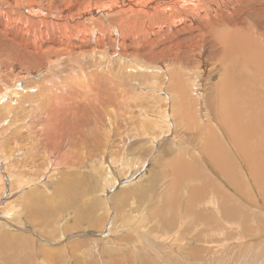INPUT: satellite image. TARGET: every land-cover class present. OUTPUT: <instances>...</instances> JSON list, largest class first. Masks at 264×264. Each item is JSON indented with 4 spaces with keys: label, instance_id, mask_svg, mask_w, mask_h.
<instances>
[{
    "label": "rangeland",
    "instance_id": "rangeland-1",
    "mask_svg": "<svg viewBox=\"0 0 264 264\" xmlns=\"http://www.w3.org/2000/svg\"><path fill=\"white\" fill-rule=\"evenodd\" d=\"M96 55L90 53L84 59L62 62L65 66L60 69H47L46 66L37 69L31 79L38 81L40 87L34 89L25 85V94L12 102L6 111L8 114L0 118V188L4 187L0 209L7 207L13 212L4 218L8 221L11 218V227L1 220L4 216L0 214V264H51L50 258L57 264H264V175H261L264 174V163L249 160L225 133L219 106L202 121L193 114L178 111L177 117H181L178 123L171 109L159 110L156 114L151 107L143 109L140 117L153 119L154 130L145 132L144 143L148 148L144 158L139 157L144 152L139 143L131 157L121 154L122 162L118 163L123 165L126 161L127 167L121 166L120 170L118 166L116 176L119 170L125 172L129 169L127 177L135 184L127 187L128 181L125 183L122 179L113 188L100 181L107 169L103 163H98L104 157V147L99 143H105L102 138L107 133L106 126H96L98 129L93 132L87 127L86 131H79L74 137L69 136V130L64 133L63 129H57L58 124L47 130L51 119L63 124V118L58 117L61 113L53 104L43 107L45 112L38 110L39 103H33L28 96L41 92L43 96L52 97L56 93L67 101L66 110L69 108L74 112L87 109L86 101L89 100L86 99L92 97L81 88L65 86H74L77 80L78 83L84 82L81 77L76 76V80L73 77L79 69L87 74L84 83H88L93 73L105 78V81H100L103 84L99 92L102 98H115L122 85L128 88L133 84L134 78L122 74L126 70L115 66L110 55H105L109 66H100L102 59ZM75 61L80 64L74 66V71L71 66ZM193 64L191 67H196V62ZM100 67L106 69L107 80ZM184 72L183 68L177 70V74ZM69 75L72 78H68ZM124 76L129 77L126 79ZM216 77L218 79L220 73ZM57 83L65 84H60L62 88L59 89ZM92 84L97 85L94 81ZM157 96L165 99L168 94L165 89H160ZM119 100L123 102L122 98ZM130 103L135 105L134 101ZM160 103L155 102L157 106ZM81 105L83 108L80 109ZM120 108L121 112L128 110L125 105ZM100 109L103 113L108 110L103 106ZM83 115H93L98 119L94 109L88 108ZM199 116L203 117L202 114ZM129 124L130 121L122 117L112 133L108 132L111 153L119 149V135L128 137ZM93 125H96V120ZM207 140H210L211 149L231 169L232 175L225 173L210 156ZM253 152L259 155L264 153V149H253ZM49 164L51 170L44 167ZM135 165L137 169L141 168L136 175L131 171ZM255 165L260 177L254 174ZM68 176L70 180L80 177L74 179L80 185L69 193L61 190L64 182L60 180ZM137 189H144L145 194L141 197L133 195L120 203L124 196L131 194L129 191ZM198 190L203 193L201 199L195 197ZM134 200L150 218L141 212L135 213ZM103 216L106 220L120 216L129 220L126 227L117 228L107 238L113 242L104 246V252L100 253L101 248H94L95 239L89 234H94V237L107 234L108 231L98 230L103 226L98 227L91 222L96 219L100 223ZM108 225L104 230H110L111 221ZM144 232L148 233L147 237L141 236ZM11 234L19 238L12 240ZM175 235L184 245L179 253L171 251ZM133 244L139 253L131 247ZM54 248L61 249L48 252Z\"/></svg>",
    "mask_w": 264,
    "mask_h": 264
},
{
    "label": "bare ground",
    "instance_id": "bare-ground-1",
    "mask_svg": "<svg viewBox=\"0 0 264 264\" xmlns=\"http://www.w3.org/2000/svg\"><path fill=\"white\" fill-rule=\"evenodd\" d=\"M90 53L92 56L97 54L98 58L102 59L100 66H109L105 55H110L109 58H112L115 66L126 70L122 71V74H129L134 78L131 86L126 85L128 88L121 86L115 98L100 97L99 92L103 85L100 81H105V78L95 73H90L94 80L90 78L88 83H84L87 74H83L84 70L79 69L75 76H71L75 77V80L76 76L81 77L83 83H78V80L74 81V86L62 83L69 89L76 86V89L81 88L90 94L91 99L85 97L89 100L86 103L88 108L95 110L98 119L93 115H83L88 108L84 109L82 105L79 106L80 109L83 108L81 111L77 109L70 112L69 108L66 110L67 101L56 93L48 97L36 92L28 96V99L39 103L37 109L40 111L45 112L43 107L53 104L61 113L58 117L63 118V124L60 125L58 120L55 122L51 119L47 130L58 124L57 129H63L64 133L69 130V136L74 137L79 131H86L87 127L93 132L98 129L96 126H106L107 133L102 138L105 143H99L104 147V157L98 163H103L107 168L104 170L106 175H101L100 181H105L108 188H113L120 179L125 180V183L128 181L125 187L135 184L127 177L129 169L120 171L127 167L126 161L123 165L118 162H122V153L131 157L138 143L142 145L139 147L141 151H144L139 157L144 158L148 148V144L144 143L145 132L151 133L149 130H154L155 123L153 119L145 120L139 114L148 107H151L155 114L159 110L171 109L178 123L181 121V117L176 114L178 111L193 114L197 120L202 121L219 106L222 111L221 119L225 123V133L249 160L258 164L264 163V153L260 152L258 155V152H253V149H264V0H0V118L8 114L6 111L12 102L25 94V85L34 89L40 87L38 81L31 79L37 69L44 66L47 69H60L65 66L62 62H70L74 58L84 59ZM193 62H196V67H191ZM79 64V61H75L71 70ZM91 64L95 66V63ZM179 68L186 72L177 74ZM100 71L105 74L107 80L106 69ZM107 71L110 72L109 67ZM218 73L220 77L216 79ZM71 76L68 78H72ZM124 77L128 79L129 76ZM60 84L57 83L59 89L63 86ZM54 88L49 90H55ZM160 89H165L167 98L157 96ZM119 98H122L123 102ZM93 101L98 106L92 104ZM130 101H134L135 105L132 106ZM157 101H161L158 106L155 104ZM121 105H125L129 111L121 112ZM102 106L104 110L108 109L106 113H103L102 109L98 110ZM65 110L66 115L63 114ZM201 114L203 117L199 116ZM122 117L130 121L128 137L119 135V149L111 153L108 147V132L112 133L116 122ZM207 151L225 173L233 174L219 154L211 149L210 140H207ZM50 166L51 164L44 167ZM118 166L120 170L116 176ZM255 168L254 174L258 175V167ZM140 169L135 165V169L131 171L136 175ZM263 172L261 169V173ZM142 175L143 173L140 177ZM78 178L80 177L74 179ZM74 179H60L64 182L61 190L69 193L76 185H80ZM142 190L144 189L129 191L131 194L124 196L120 203L133 195L143 196L145 191ZM3 192L2 186L0 195ZM195 197L201 199L202 191H196ZM198 202L201 204L202 201ZM133 207L135 213L141 212L140 214L150 218L135 200ZM12 213L7 207L0 209V214L4 216L1 220L9 225L8 227L13 226L10 224L11 218L9 221L4 218ZM127 219L126 216H120L106 220L103 216L100 223L92 219L91 222L98 227L103 226L99 227L98 230L102 229L100 232L108 231L105 236L101 233L103 237L89 234L95 239L94 248H101L99 252L103 253L102 248L113 242L107 238L117 228L126 227L125 223L129 220ZM103 220L106 222L103 223ZM110 221V230H104ZM96 232L98 233L97 230ZM147 234L144 232L141 236L147 237ZM10 237L12 240L19 238L15 234ZM175 238L171 251L179 253L184 245L178 236ZM131 247L139 253L134 244ZM58 249L61 248L48 252ZM111 249L117 250L113 247ZM49 261L51 264H57L51 258Z\"/></svg>",
    "mask_w": 264,
    "mask_h": 264
}]
</instances>
